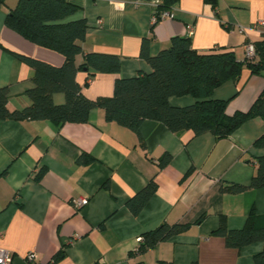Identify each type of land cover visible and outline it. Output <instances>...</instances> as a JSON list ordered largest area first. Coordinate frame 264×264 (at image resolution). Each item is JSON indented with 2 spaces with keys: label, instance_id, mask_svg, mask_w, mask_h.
Wrapping results in <instances>:
<instances>
[{
  "label": "crops",
  "instance_id": "0c3cea01",
  "mask_svg": "<svg viewBox=\"0 0 264 264\" xmlns=\"http://www.w3.org/2000/svg\"><path fill=\"white\" fill-rule=\"evenodd\" d=\"M79 7L68 20L88 25L83 50L117 56L118 74H97L87 82L76 75L85 97L113 95L117 78L149 73L141 57L144 38L151 37V56L169 47L174 37H189L200 53L232 50L246 59L247 44L264 36V0H219L213 9L205 0H179L173 18L152 29L157 3L132 0H67ZM18 0L0 6V88L9 91L10 110L30 105L25 96L33 87V70L19 55L60 67L64 57L38 46L5 26V17ZM192 28L189 34L188 28ZM152 29V31H151ZM83 57L77 58L81 63ZM264 89V76L243 69L240 78L218 87L215 99L227 100L226 113L246 112ZM56 105L65 103L55 94ZM190 97L171 98L184 107ZM264 133V119L242 124L229 138L216 140L192 131L179 135L164 125L145 121L136 134L93 109L87 123L60 127L48 121H0V249L12 255L11 264H255L262 242L240 250L215 235L221 219L229 230L244 227L254 208L264 215V188L223 193L222 187L249 186L256 173L254 159L264 155L253 143ZM82 154L95 159L88 165ZM171 156L161 168L159 159ZM154 180L157 187L138 215L127 203ZM86 203L76 206V201ZM189 229L145 253H139L144 233L161 224ZM63 257L53 262L59 253ZM35 253L36 261L27 256Z\"/></svg>",
  "mask_w": 264,
  "mask_h": 264
},
{
  "label": "trees",
  "instance_id": "16d2710c",
  "mask_svg": "<svg viewBox=\"0 0 264 264\" xmlns=\"http://www.w3.org/2000/svg\"><path fill=\"white\" fill-rule=\"evenodd\" d=\"M179 0H159L152 16L171 11ZM219 0H205L213 9ZM6 0H0V6ZM79 7L67 0H18L5 17V26L30 42L55 51L64 57L60 67L47 62L19 55V58L33 70V87L25 96L30 105L20 110H10L9 91L0 88V121H48L56 127L66 123L83 124L88 122L93 109L104 111L107 122H114L136 134L145 121L164 125L170 132L179 135L192 131L195 136L209 133L216 140L229 138L242 124L256 118L264 119V89L246 112L226 113L227 100L213 97L214 91L226 82H236L243 71L248 69L253 75L264 76V36L253 43L255 59L236 58L232 50L213 49L200 53L192 46L189 37H174L169 47L151 56L149 46L151 37L144 38L141 57L149 64V73L139 72L132 78H117L114 92L110 97L91 100L84 96L82 87L76 81L79 71H85L87 82L97 74H118L121 63L117 56L85 53L83 42L88 25L85 19L68 20ZM159 21L154 23L157 24ZM151 29V31H152ZM83 61L77 63V58ZM55 94H63L65 103L56 105ZM190 97L194 102L188 106L177 107L170 104L171 98ZM253 147L264 150V133L255 140ZM257 169L249 186L231 184L221 188L223 193L239 194L247 189L264 188V155L254 159ZM95 159L82 154L78 164L88 165ZM171 161L169 154L159 159L161 168ZM156 183L148 185L127 203L133 215H138L155 193ZM189 225L161 224L156 229L144 233L138 252L145 253L156 245L182 234ZM215 235L225 240L229 248H241L256 243L264 244V215L254 208L248 214L245 225L240 230H229L225 219H221ZM63 253L53 257L60 260ZM255 264H264L263 250L255 256Z\"/></svg>",
  "mask_w": 264,
  "mask_h": 264
},
{
  "label": "built area",
  "instance_id": "2783aa9c",
  "mask_svg": "<svg viewBox=\"0 0 264 264\" xmlns=\"http://www.w3.org/2000/svg\"><path fill=\"white\" fill-rule=\"evenodd\" d=\"M173 18V12L172 11H164L162 13L159 14V16H152L151 18V22L152 24L156 23L157 21H161V20H165V19H170ZM189 34H192V28L189 27ZM246 50V59L248 60H254L255 59V47L253 44L249 43L246 45L245 47ZM86 203L85 199H79L78 201H76V206L77 207H81ZM140 242H142V239H139ZM12 261V255L5 250L0 249V264H11ZM27 261L29 263H34L36 261V255L35 253H30L27 256Z\"/></svg>",
  "mask_w": 264,
  "mask_h": 264
},
{
  "label": "water",
  "instance_id": "95a60500",
  "mask_svg": "<svg viewBox=\"0 0 264 264\" xmlns=\"http://www.w3.org/2000/svg\"><path fill=\"white\" fill-rule=\"evenodd\" d=\"M132 1H138L141 3H158L159 0H132Z\"/></svg>",
  "mask_w": 264,
  "mask_h": 264
}]
</instances>
